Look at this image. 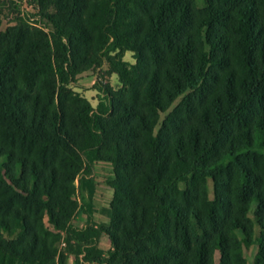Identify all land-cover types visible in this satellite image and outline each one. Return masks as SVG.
Masks as SVG:
<instances>
[{
  "label": "trees",
  "instance_id": "16d2710c",
  "mask_svg": "<svg viewBox=\"0 0 264 264\" xmlns=\"http://www.w3.org/2000/svg\"><path fill=\"white\" fill-rule=\"evenodd\" d=\"M35 1L34 26L0 32V264H66L61 233L78 263L247 264L253 203L264 264V160L238 154L264 139V0ZM104 64L122 89L97 82L93 106L73 85ZM98 162L114 168L108 227Z\"/></svg>",
  "mask_w": 264,
  "mask_h": 264
},
{
  "label": "rangeland",
  "instance_id": "374dc122",
  "mask_svg": "<svg viewBox=\"0 0 264 264\" xmlns=\"http://www.w3.org/2000/svg\"><path fill=\"white\" fill-rule=\"evenodd\" d=\"M196 7L199 11H205L212 5H219L222 3L220 0H195ZM35 0H32L28 3L27 7L22 6L20 4H16L13 0H9L8 2H4L0 0V32H6L9 28L14 26L29 23L35 24L40 18L36 12L39 7L36 4ZM36 4V7L33 6ZM37 14V17H33L32 14ZM34 18V21L32 20ZM259 22L262 26V32L264 35V10L260 8V15H259ZM45 24V23H44ZM34 26V25H32ZM46 32H49L51 29L49 26L43 25ZM264 38V36H263ZM123 60L128 64L129 67L137 66L138 59L137 55L134 52L125 51L123 53ZM108 67L106 64L101 66L100 68L96 65L87 68L85 71L80 73L77 76V83L73 85L74 89L84 95L93 106H97L99 102V92L95 90V86L97 82H101L103 85L110 86L115 92L120 91L122 89V84L118 75L116 74H107ZM264 92V91H263ZM183 100V97H180L170 108L167 113L161 115L160 124L164 121L166 116L170 114ZM258 115L264 118V108H259ZM160 127L157 128L159 130ZM248 152L256 153L261 159L264 160V139L256 138L255 145L250 148L242 149L238 152L240 156L246 155ZM260 159V158H259ZM260 159V160H261ZM235 160L234 158L226 159L227 163L232 162ZM113 166L110 163L106 162H98L95 165V177L97 183L96 194L94 198V208L96 209L94 212L95 224L100 226L108 227L111 222L112 212H111V202L114 197L113 189L107 184V179L113 174ZM209 193L210 196H213L214 192V185L211 181H208ZM264 190V189H262ZM259 211L258 203H253L251 206V210L249 213V218L253 222V232L254 238L252 240L253 244H248L247 241L249 240L245 237L244 233L238 231L236 236L240 239L241 243H243V255L247 261V264H258L257 259L259 258L260 249L259 246L256 244V239L261 235V225H259V220L257 219V213ZM87 217L83 215H78L76 219L73 221L76 226H83ZM61 240L57 241L55 244V248L58 251L59 255H65V262L66 264H92V263H82L81 259L84 256H81L79 259V263L77 260L76 255L72 254L68 250V245L66 241V234L61 233ZM99 248L104 252L102 259L109 260L108 252L113 250L112 243L107 235H103L100 239ZM213 263L214 264H223L222 263V256L221 252L218 250L213 252Z\"/></svg>",
  "mask_w": 264,
  "mask_h": 264
},
{
  "label": "built area",
  "instance_id": "2783aa9c",
  "mask_svg": "<svg viewBox=\"0 0 264 264\" xmlns=\"http://www.w3.org/2000/svg\"><path fill=\"white\" fill-rule=\"evenodd\" d=\"M4 2H8L9 0H3ZM16 4H20L21 5V7L22 6H25V7H27V5H28V3L29 2H31L32 0H13ZM35 5V6H34ZM33 6L34 7H36V4H33ZM36 9V12H38L37 11V8H35ZM35 14V13H34ZM32 20L34 21V18H32ZM33 25V24H32Z\"/></svg>",
  "mask_w": 264,
  "mask_h": 264
},
{
  "label": "crops",
  "instance_id": "0c3cea01",
  "mask_svg": "<svg viewBox=\"0 0 264 264\" xmlns=\"http://www.w3.org/2000/svg\"><path fill=\"white\" fill-rule=\"evenodd\" d=\"M96 210V209H95ZM95 221V220H94Z\"/></svg>",
  "mask_w": 264,
  "mask_h": 264
}]
</instances>
